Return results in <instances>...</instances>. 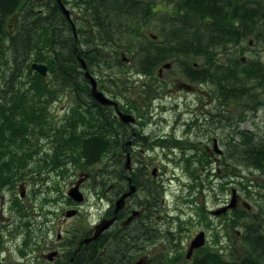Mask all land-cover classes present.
I'll return each instance as SVG.
<instances>
[{"label":"trees","instance_id":"obj_1","mask_svg":"<svg viewBox=\"0 0 264 264\" xmlns=\"http://www.w3.org/2000/svg\"><path fill=\"white\" fill-rule=\"evenodd\" d=\"M59 1L69 7L70 19L62 13ZM158 5L164 7L165 16L156 22L160 39L154 40V34L147 36L142 29ZM246 38H253L264 50V0H0V189L13 193L20 182L44 177V171L55 169L63 174L69 163L85 169L102 160L100 147L105 142L99 136L75 135L77 118H90L76 103L91 100L84 70L100 84L126 86L118 76L125 52L132 55L135 73L149 77L156 86L153 92L142 86L145 101L157 94V68L174 62L189 81L205 84L224 105L241 99L260 105L253 90L264 91V62L236 58ZM33 62L44 64L46 74L32 70ZM99 70L108 74L97 76ZM62 93L69 94V113L54 123L50 108ZM87 126L90 129L92 124ZM32 134L34 139L48 137L54 150L45 153L36 169L29 166L31 159L39 158ZM236 135L238 141L231 137L227 142L230 153L225 161L264 171V131L251 135L242 130ZM204 156H196L198 165L204 163ZM193 158L195 154L183 153L178 158L193 177L186 184L191 190L202 187V179H197L200 176H195L191 166ZM252 190L256 211L244 213L239 224H230L240 229L236 236L242 249L239 258L229 259L208 249L186 261L173 246L180 227L167 226L162 229L165 254L152 264H264V187L247 192ZM24 210L17 203L19 221L29 220ZM200 214L204 219L205 213ZM22 226L27 248L31 229L27 222ZM141 230L135 225L130 233L105 231L68 264H133Z\"/></svg>","mask_w":264,"mask_h":264},{"label":"rangeland","instance_id":"obj_2","mask_svg":"<svg viewBox=\"0 0 264 264\" xmlns=\"http://www.w3.org/2000/svg\"><path fill=\"white\" fill-rule=\"evenodd\" d=\"M67 8L69 9L68 6ZM163 8L158 5L142 29L143 33L147 36L150 33L154 34V40L160 39L156 22L165 16L163 15L164 12H162ZM237 50H242L240 53L236 51V54L238 53L236 58L238 59H255L264 62V50L253 38H246L241 42ZM106 55L108 56L110 53H106ZM124 55L127 58L121 60V62H124L122 63V69L118 76L121 80L125 81L126 87H128L127 91L121 94V96H125L131 100L135 96V92H132L140 91L142 86H147L153 92L152 90L155 84L152 79L147 76L137 75L134 71L132 55L129 52H125ZM221 58L223 59V57ZM113 63L115 64L114 61ZM169 66L168 70H164L167 82L173 80V76L180 75V70L176 63L173 62ZM101 72L108 74L107 70H99L97 76ZM119 86L121 85L114 87V90H119ZM201 89L206 90L207 86L202 84ZM156 90L157 92L159 91L158 87ZM253 94L255 95V100L256 98L260 99V105L257 106L254 102L242 101L241 99L238 101H230L227 105H219L218 107L217 100L211 94L206 96L198 93H178L175 96L158 95L160 96L159 101L158 99H152L153 102L156 101L159 104L152 103L153 106L164 107L162 109H155L157 120L160 119L163 122L159 126L158 131L161 133L175 134L180 139L175 143L172 141L171 135H169L164 143H160L158 150L152 151L153 155H147L146 153L143 158L146 161L150 159L151 164L160 167L161 175L159 182L162 183L161 187L163 191L162 207L159 212L163 217L161 227H180L173 246L175 249L178 247L183 255L186 253V245L190 238L194 234L205 230L206 243L209 245L215 243V240L218 242L221 239L223 248L219 252L224 257L236 259L241 256L242 249L236 239V232L230 229L228 225H226L227 227L218 226L219 220L217 219L209 223L207 221L208 214L203 209H215L220 206L222 198L227 199L229 197V186L225 188V191H220L217 185L222 175H224V171L223 169L217 172L212 170L211 172H214V175L206 178V173L201 169L196 160L201 157L200 153L208 140L210 145V138L215 137L220 141H224L226 135L236 126L238 129H251L256 134L264 131V91L260 90L258 92L255 89L253 90ZM64 95L65 93H62L59 97L60 99L54 104L53 110L56 112L52 114L53 116L54 114L61 116L64 113L61 107L67 103V99L69 100L67 96L64 98ZM173 100H176L178 103L180 111L182 112V118L186 120V123L190 119H193L199 122L198 126H193L188 129L189 127L184 128L183 125H178L173 128L170 124L175 115L174 109L170 106ZM217 117H220L222 120L221 127H218L219 123H215L214 125L210 120L216 119ZM208 118L209 121H207ZM186 140L190 141L191 145L187 144L185 142ZM189 146H192L193 149L189 148ZM191 152L194 154L197 153L191 163L195 171V176H200L197 179H202L203 181V187L194 190H191L186 185L190 181H193V177L190 178L187 172H185L182 164L183 161H178L182 153L189 155ZM165 154H167V157ZM196 156L200 157L196 158ZM98 165H96L94 170L100 167ZM213 167L214 165L211 164L209 168ZM238 168V171L235 170L238 180L244 184L250 180V182L254 183L252 187H249L250 189L253 188L256 191L263 190L264 171L242 166ZM51 171L53 172L44 171V177H40L39 175V178H33V180L25 179L24 197L18 196V189L13 191V193L17 194L18 198L16 206L13 205V208L9 206L10 200L13 199L11 196L12 192L8 189H0V264H41L40 259H38L41 246L49 240L54 243L56 241L54 237L56 232L66 233L67 235L84 233L91 229L96 220L105 212L107 208L105 200L95 197L90 181L84 186L85 201L82 200L83 202L81 201L79 203L73 202L76 205L80 204V207L69 205L71 202L67 201L68 196L66 195V191L70 188L67 185L71 172L60 174L59 172H55V169ZM42 179L44 180L42 181ZM17 203L22 205L23 210L25 209L24 211L28 214V221H19ZM261 203L263 202L261 201ZM67 209H76L77 212L70 217H66L64 216V212ZM251 210L254 212L255 208L252 207ZM201 212L206 215L204 219L201 218ZM23 222H27V225L31 229L30 244L27 248L23 245V238L25 237L24 226H22ZM162 244L164 245L163 241ZM163 245L154 253L165 254ZM205 245L208 246L207 244ZM212 246L209 249H213ZM20 250L24 251L23 255L20 253ZM184 259L187 261V258ZM180 264L186 263L181 261Z\"/></svg>","mask_w":264,"mask_h":264},{"label":"flooded vegetation","instance_id":"obj_3","mask_svg":"<svg viewBox=\"0 0 264 264\" xmlns=\"http://www.w3.org/2000/svg\"><path fill=\"white\" fill-rule=\"evenodd\" d=\"M123 62L124 61H122V63ZM169 67L162 68L160 72L157 69L156 81L158 83L159 91L156 96L149 99V101H145L143 99L145 95L144 91H133L132 93L135 92V96L131 100L125 96H121V94H124L127 91L128 86L126 87L121 85L119 86V90L115 91V86L100 84L97 77L90 74L95 79L97 91L101 92L106 98L111 100L112 103L102 104L95 100L90 93V85L87 80L89 85L88 94L91 100L84 102L79 101L76 103V106L81 109V112H89L90 118L85 117L82 120L77 118L76 123L78 125L75 129V135L79 137H93L94 139L99 136L101 140L105 142V144L100 147V156H102V160L99 162L95 161L94 163L86 166L84 170L74 163H69L68 166L65 165L66 172H71L67 187H72L78 183V189L83 195V201H85L83 190L86 183L90 181L95 197L98 199H104L107 208L105 212L102 213L100 218H98L92 225V228L84 233H79L76 236L74 234L67 235L66 233L62 234L60 232H56L54 235L56 241H54V243L49 240L41 246L38 256L41 264L71 263L74 257L80 253L84 245L100 238L103 232L109 231L116 233L119 229H124L126 233H130L135 225H140L142 230L137 237V244L135 245L136 258L134 259L133 264H152L160 258V254H156L154 252H156V250L161 248L163 245V228L161 227L163 217L159 213L162 207L163 199V191L161 187L162 183L159 182L161 171L160 167L151 164L150 159H148V161L144 160L143 156L146 153L147 155H151L154 151L158 150L160 140L166 139L169 135H171V139H173V137L177 139L180 138L175 134L161 133L158 131L159 126L162 125L163 122L160 119L157 120L155 109H162L164 107L153 106L154 103L157 105L159 104L156 101L153 102L152 99H158L159 101V97L161 95L175 96L178 93H198L206 96L211 94L208 87L206 90L201 89L202 83H193L189 81L181 71L180 75L175 77L173 76V80L167 82L164 70H168ZM179 82L193 84L197 87V90L187 91L183 88H177ZM65 96L69 97V94L66 93L63 97L66 98ZM130 98H132V96H130ZM66 102L67 103L61 107V110L64 111V113L61 116L54 114L55 117L53 116L54 120L52 122L56 123L57 121L64 120L63 116L69 113V100H66ZM55 103L56 102H54L50 108L52 114L56 112L53 110ZM217 105L219 107V105L222 106L224 104L217 101ZM170 106L174 109L175 114L173 121L170 123L173 128L178 125H183L184 128L189 127L188 129L193 126H198L199 122L197 120L194 122L193 119H190V121H187L186 123V120L182 118V112L180 111L176 100H173ZM84 107L87 109L82 110ZM183 107L186 108L185 105H183ZM120 114L130 115L132 120L123 121ZM210 120L214 123V125L215 123H219L218 127H221L222 120L220 117ZM207 121H209V118ZM88 123L92 124L90 129L87 126ZM226 124L228 123L226 122ZM242 130L244 129H238L236 126L226 135L224 141H220L215 137L210 138V145L208 140L207 143L204 144V149L200 153L202 157L206 154L204 156V163L199 165L206 173V178L214 175V172H211L212 170L217 172L223 169L224 175H222L221 180H219L217 184L218 189L220 191H225V188L229 186V197L227 199L222 198L220 206L215 209L203 208L208 214L207 221L210 223V221L217 219L219 220L218 226L224 227L228 225L229 227L233 221L235 224H239L240 217H242L244 213L252 212V207L255 208L254 212L257 209L258 203L254 201L256 198L255 191L252 190L251 192H247V189L252 187L254 183L248 180L246 184H244L238 180L236 171H238V167L240 166L228 164L227 161H225L227 154L230 153L228 152L227 142L230 141L231 137H233V140L238 141V136L236 134H239ZM244 131L251 135H257L256 132H253L251 129H246ZM34 137L35 135L32 134L31 140L36 143V145L33 146L36 148L34 150L37 151L36 157L39 158L35 160L31 159V161H29V166L32 169L37 167L38 162H40L41 159L45 158V153L54 151L48 137L42 135L39 136L38 139H34ZM33 146L31 147L33 148ZM189 148H192V146H189ZM190 154L194 155L192 152ZM195 154L197 155V153ZM165 155L167 157V154ZM46 161L47 159L44 160V162ZM211 164L214 165L213 168H209ZM96 165L100 167H97V170H94ZM19 185H22V197H24L25 181L23 180L18 184V186ZM130 186L134 187L133 191L124 198L122 207L117 211H114L115 201L121 196V194L127 192ZM15 189H19V187L16 185ZM11 196L13 199L10 200L9 206L10 208H13V205L16 206L18 198L15 193H11ZM232 198L233 202L231 207L219 214L212 213V211L218 208L227 206ZM69 199L72 200L71 198ZM70 202L71 203H69V205H74V207L77 206L78 208L80 207V204L76 205L73 203L74 201ZM112 217L115 218L114 221L107 229L102 231L96 239H92L87 243L81 242L82 239L92 236L94 225L103 219H109ZM129 217L130 219L126 221ZM229 228L234 230L236 234L239 235L240 229H233L231 226ZM202 232L203 243L199 247L193 248L188 257L184 255V258H187L188 261L194 255H197L198 252H204L212 245L213 251H219L223 248V245H221V239L218 242L215 240V243L211 245L206 243L204 234L206 231L203 230ZM196 234H194V236ZM194 236L188 241L186 251L188 250L189 243ZM163 248L166 250L165 245H163Z\"/></svg>","mask_w":264,"mask_h":264},{"label":"water","instance_id":"obj_4","mask_svg":"<svg viewBox=\"0 0 264 264\" xmlns=\"http://www.w3.org/2000/svg\"><path fill=\"white\" fill-rule=\"evenodd\" d=\"M59 8L61 9L62 13L68 18L69 17V10L59 1ZM80 65L82 68H85V64L83 62L82 59L79 60ZM169 62L163 63L161 64L160 68L158 69V71L160 72L162 68H168L169 67ZM30 68L36 72H38L41 75H45L47 68L44 64L42 63H36L33 62L30 64ZM84 76L87 78V80L89 81V85H90V93L92 95V97L97 100L99 103L102 104H109L112 103L111 100H109L108 98H106L101 92L97 91L96 89V82L95 79L89 74V72H87L86 70H84ZM177 88H183L184 90L187 91H195L197 90V87L193 84H187L184 82H179ZM121 118L123 121H130L132 120V117L130 115H126V114H120ZM19 196L22 197L23 196V192H22V185H19ZM134 187L130 186L129 190L123 194H121V196L119 198H117V200L115 201V208L114 211H117L118 209H120L122 207L123 204V200L124 198L129 195L132 191H133ZM66 195L71 198L74 202H81L83 200V195L82 193L79 191L78 189V183H76L75 185H73L72 187H70L67 191H66ZM232 202H233V198L231 199L230 203L225 206V207H221L218 208L214 211H212L213 214H219L223 211H225L227 208L232 206ZM77 210L76 209H67L64 212V216L66 217H70L74 214H76ZM114 217L109 218V219H103L101 221H99L96 225H94V231L92 236L90 237H86L84 239H82L81 242L83 243H87L89 241H91L92 239H96L98 237V235L104 231L105 229H107L111 223L114 221ZM130 219V217L126 220L128 221ZM125 221V222H126ZM124 223V222H123ZM203 243V232L200 231L198 232L194 238L190 241L189 243V247L188 250L185 253V256L188 257L192 251L193 248L199 247L201 244ZM137 264V263H136Z\"/></svg>","mask_w":264,"mask_h":264}]
</instances>
